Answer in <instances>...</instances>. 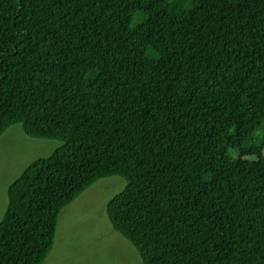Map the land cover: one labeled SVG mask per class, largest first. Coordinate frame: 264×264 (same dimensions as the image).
<instances>
[{"label":"trees","instance_id":"trees-1","mask_svg":"<svg viewBox=\"0 0 264 264\" xmlns=\"http://www.w3.org/2000/svg\"><path fill=\"white\" fill-rule=\"evenodd\" d=\"M15 124L62 144L7 187L0 264H42L111 176L142 264H264V0H0V136Z\"/></svg>","mask_w":264,"mask_h":264},{"label":"rangeland","instance_id":"rangeland-1","mask_svg":"<svg viewBox=\"0 0 264 264\" xmlns=\"http://www.w3.org/2000/svg\"><path fill=\"white\" fill-rule=\"evenodd\" d=\"M263 135L264 128L259 129L252 142L259 143ZM61 144L56 139L29 138L20 124L0 136V220L8 202L7 187L33 160L49 156ZM230 153L236 156L234 150ZM124 186L125 180L119 176L99 179L65 206L42 264H142L135 248L113 229L105 212L107 202Z\"/></svg>","mask_w":264,"mask_h":264}]
</instances>
